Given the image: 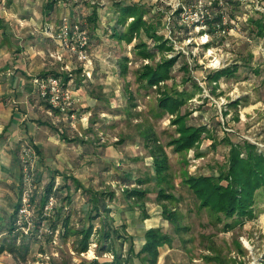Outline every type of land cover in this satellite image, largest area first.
Returning <instances> with one entry per match:
<instances>
[{
    "label": "rangeland",
    "instance_id": "374dc122",
    "mask_svg": "<svg viewBox=\"0 0 264 264\" xmlns=\"http://www.w3.org/2000/svg\"><path fill=\"white\" fill-rule=\"evenodd\" d=\"M60 1V13L63 12L59 17L67 15L71 22H86L87 15L92 11L96 13L99 57L93 56L90 47L87 49L91 65L96 63L94 67L97 68L98 76L91 88H86L88 91L92 89L93 92H89L98 99L93 101L94 106L90 111L89 106L75 105L76 112L74 110L75 114H72L74 121L69 115V120L65 119L66 123L63 122L64 125H73L70 128L63 127L60 113L53 119L57 127L55 130L59 132L62 129L66 137H75L78 140L77 144L73 140L57 144L55 149L61 155L59 160L52 155L46 158L44 153L41 154V150L39 154L32 142H26L33 147L37 155L34 174L36 208L38 197L42 195L51 176H55L59 186L63 184L61 174L72 172L79 179L89 183V187L93 189H107L115 193L114 200L109 205L110 217L112 216L117 225H124L123 233L130 237L123 242V255H127L130 242L133 244L134 253L138 252L143 244L144 233L155 228L168 234L171 239L169 245L160 249L157 264H264V195L257 194L252 216L237 224L233 222L234 225L229 228L225 223H230L231 220L217 215L207 207H201L185 184L188 176L213 175L216 167L223 168L231 144L249 143L264 150V37H249L245 29V19L248 16H260L264 19V0H237L240 3L237 9L232 10L235 18L231 20V10L223 5L224 28L213 33L208 32L204 24L184 25L180 16L175 14L178 9L176 5L192 9L191 6L195 4L208 5V0ZM118 1L127 4L141 3L148 11L144 18L154 25L157 34L163 35L172 45L173 50L164 51V55L170 56L178 52L182 54L174 66L172 79L168 80L166 85L193 93L181 107L180 113L188 115L186 121L189 125H204L211 131L209 137L202 136L197 149L176 153L171 147H165L172 184L171 193L176 197L167 207L176 214L177 226L182 228L179 230L165 218L164 204L157 200L158 186L153 179L152 160L142 141V132L147 127L157 134L163 145L177 133L170 122L172 116L158 111L155 87L147 89L137 82L138 71L149 63V60L134 54L132 46L135 40L130 44L123 40L117 44L109 36L111 28L116 25L114 6ZM71 3L79 5L76 12L71 11L72 8L75 9ZM88 27L91 28L90 25ZM141 38L150 43L142 33ZM206 44L208 45L205 46ZM56 46L57 50L60 49L58 53H69ZM114 47L117 51L113 55L111 51ZM123 54L128 57L125 75H121L120 67L115 62ZM159 56L160 54L156 59ZM74 60L72 55L73 63L63 75L68 76L69 80L72 79L73 87H77L78 82L84 78L79 74L82 72V66L81 70H78L79 65ZM183 62L188 64L189 74L180 68ZM235 64L237 69L233 76L220 78L217 82L207 80L206 76L210 71L232 67ZM102 74L103 81H100ZM189 77L190 80H186ZM193 81L201 90L192 87ZM85 83L86 81L82 85L85 86ZM99 83H103L100 86L102 89L98 86ZM87 94H83L84 101ZM129 97L132 99H128ZM89 102L92 101L86 100V104ZM95 109L97 115H90ZM43 118H46L44 114ZM46 121L52 123L49 118ZM79 137L83 139L82 142H79ZM20 146L21 143L18 144L17 155ZM125 177L132 183L136 179L146 181L142 186L147 190L142 208L124 197L122 180L126 179ZM67 183L71 185V180L68 179ZM128 185L131 187L134 184ZM81 191L71 190L72 202L69 207L75 226H78V216L86 209L85 197ZM64 195L65 192L61 198ZM59 201L63 202V199ZM94 224L99 227L98 220H95ZM42 233L49 235L43 231ZM54 239L49 240L40 235L39 240L31 245L26 261L4 251L0 253V264H80L92 260L111 261L113 258L111 253L100 251L96 237L92 238L85 252L74 250L73 236L65 240L59 237ZM117 244L119 242L114 243L115 249H119ZM133 264L147 263L133 257Z\"/></svg>",
    "mask_w": 264,
    "mask_h": 264
},
{
    "label": "trees",
    "instance_id": "16d2710c",
    "mask_svg": "<svg viewBox=\"0 0 264 264\" xmlns=\"http://www.w3.org/2000/svg\"><path fill=\"white\" fill-rule=\"evenodd\" d=\"M222 6L231 10L229 20L235 18L233 11L238 8L237 0H223ZM218 6L217 2H212L209 7V17L204 21L208 32L213 33L216 30L223 29V8ZM115 26L111 28L110 38L116 41H125L130 44L135 40L132 50L135 55L141 59L149 60V63L143 65L137 74V82L144 88L151 89L155 87L157 93L158 111L172 116L171 124L175 127L176 136L171 137L163 145L157 134L150 128L142 132L143 147L147 150L153 169V179L158 186L157 200L163 202V213L165 218L174 225L176 230L182 229L178 225V218L174 211L167 207V204L176 200L171 193L172 184L170 182L168 155L165 147H171L176 153L186 152L190 149H197L202 140V136H210L211 131L204 125L193 126L186 121L188 115L181 114V107L191 98L193 93L185 89L176 87H167L166 82L172 79L174 66L177 64L180 52L170 56L164 55V51L173 50L169 40L164 39L163 35L157 34L156 28L152 23L144 18L145 7L140 3H124L118 1L115 4ZM214 12H213V11ZM182 11L181 7L176 9L175 14L178 17ZM85 19V18H84ZM130 19V21H129ZM88 23V24H87ZM96 23V13L92 11L87 15L86 25L89 45L91 37L94 36ZM90 25L91 28L88 27ZM245 29L247 35L255 37H264V19L262 17L248 16L245 19ZM108 31V28H107ZM141 33L145 35L150 43L142 40ZM206 44L205 46H207ZM160 56L156 59V56ZM117 64L120 67L121 75L127 72L128 57L123 54L118 57ZM184 73L189 74V67L183 62L180 67ZM237 66L224 67L207 73V80L217 82L220 78H228L234 75ZM58 77V75H53ZM63 83L69 81L68 76L61 75ZM186 80H190V77ZM195 90H201L198 84L191 82ZM128 99H132L129 97ZM132 105V104H131ZM63 184L56 185L55 176H51L49 182L45 185L42 195L38 197V208H36V223L42 216L43 206L49 196H53L57 204L54 208L53 216L48 222V228L54 233L58 231L61 240L70 236L73 241L74 250L85 252L96 237L97 246L101 252H109L113 258L111 261L99 262L92 260L90 262H81L80 264H133V257H137L140 262L147 264H157L160 255V249L169 245L171 239L168 234L162 233L159 229L151 228L144 233L143 244L138 252L134 253L133 244L130 242L127 255H123L122 246L126 239H129L123 233V226L110 217L111 209L109 205L114 200L115 193L107 189L84 188L83 185L73 176L62 175ZM123 178L125 186L122 189L123 195L127 200L134 201L140 208L144 206V200L147 190L143 189L146 183L144 179H136L134 183L128 181V177ZM71 180V185L67 180ZM128 184H134L128 187ZM185 184L199 201L201 207H207L217 215H222L225 219L231 220L225 223V226L231 228L235 222L237 224L242 219L252 216L257 194L264 195V150L256 145L249 143L231 144L228 150L225 166L216 167L215 174L208 176L192 175L185 179ZM82 190L85 197L86 213L77 219L78 226H75L70 209L72 202L71 190ZM65 192L63 198L62 194ZM22 188H19V201L14 206L11 217L7 222L0 225V253L7 251L14 257L26 261L28 253L31 251V245L39 240L40 235L51 240L52 235H44L33 231L27 235L23 234L14 226V218L20 205ZM33 199L36 200L35 195ZM32 199V200H33ZM63 202H60L59 200ZM58 205V206H57ZM95 220L99 221V228L95 227ZM119 227V228H118ZM122 230V232L120 231ZM121 232V233H120ZM9 244H7V242ZM6 242V243H5ZM17 242V243H16ZM119 249H115L114 243ZM40 250V249H39Z\"/></svg>",
    "mask_w": 264,
    "mask_h": 264
},
{
    "label": "crops",
    "instance_id": "0c3cea01",
    "mask_svg": "<svg viewBox=\"0 0 264 264\" xmlns=\"http://www.w3.org/2000/svg\"><path fill=\"white\" fill-rule=\"evenodd\" d=\"M19 1L20 0H0L1 226L11 217L14 206L19 201L21 179L17 155L18 144L32 142L39 154L41 150V154L44 153L46 158L52 155L56 160H59L61 155L59 151L55 149L57 148V144L59 145V142L66 143V141L71 140L75 141L74 143L77 144L78 140H76L75 137L71 139L66 137L65 131L62 129L59 132L55 130L57 127L53 119L60 113L62 115L60 116V120H62L63 124L65 119L69 120V115L74 113L73 111L75 110L76 104H79L78 106L81 105V107L89 106L88 108L90 109L88 111H90L92 110V106H94L93 101L95 102L96 99H98V97L93 96L91 93L93 92L92 89L89 90L91 91L89 92L86 88V86L91 88V84H93L98 76V71H96L97 68L95 69L94 67L96 63L91 66L92 72L90 77L83 75L82 72L79 73L84 79L78 82L77 87L75 85V88L73 87L72 79L67 82L68 85H72L70 88L77 100L74 107L67 113L60 112L46 105V103L43 104V101L41 102V100L38 99L34 91L33 80L36 77L56 74L59 78H62L61 75H63V72L68 70V66L73 63L71 61L72 55L67 52L58 53L60 49L57 50L56 42L47 38L44 33L48 26L58 25L60 18L59 14L63 12L60 13L61 1L21 0L22 3H18ZM72 6H75V9L72 8L71 11L78 10L79 8V5L75 3L72 4ZM69 9L70 6L67 12H69ZM97 29L98 28L95 29L94 36L91 37L89 45L91 53L96 58L100 55ZM94 38H96L97 41ZM116 43L118 44L120 42L116 41ZM54 48L55 50H53ZM116 51L114 47L111 53L114 55ZM107 56H109V54ZM115 62L117 63V60ZM78 65V70H81V65L79 63ZM100 76L102 77L100 81H103L104 75L102 74ZM85 81V86H83L82 83ZM102 84L103 83H99L98 86L100 87ZM84 88H86L85 93L83 92ZM100 89H102V87H100ZM83 94H87L89 97L86 95V100L92 102L86 104ZM92 113H90V115H97L96 109ZM43 114L46 118H43ZM48 118L52 123L46 121ZM70 118L72 120L73 116H70ZM80 123L81 122H79V124ZM67 124L68 125L63 124V127L70 128V126H73L70 123ZM80 138L81 137H79V140L81 141L79 142H82L83 139ZM38 166V168H40V164H38ZM69 175L76 178L84 188L90 186L89 183L79 179L74 173L70 172L67 176ZM56 185L58 184L56 183ZM124 187L123 185V188ZM85 213L86 209L78 218H81ZM2 236L3 234L0 238H2Z\"/></svg>",
    "mask_w": 264,
    "mask_h": 264
},
{
    "label": "built area",
    "instance_id": "2783aa9c",
    "mask_svg": "<svg viewBox=\"0 0 264 264\" xmlns=\"http://www.w3.org/2000/svg\"><path fill=\"white\" fill-rule=\"evenodd\" d=\"M214 1L217 2L218 6H222V0H208V5L199 3L198 5L191 6L192 9L183 5H176V8L181 7L182 9L179 15L180 21L186 26L203 24L210 13L207 7ZM169 20L170 18L168 19L167 26H169ZM85 25L86 22L84 20L71 22L67 15H62L59 18L58 25L48 26L44 33L47 38L55 41L61 49H65L72 54L75 60L82 66L83 75L90 77L92 65L87 49L89 47V40L86 28L84 27ZM33 82L36 96L39 100L46 103V105L63 113H67L74 107L77 101L76 97H74L68 83H63L61 78L53 75H45L36 77ZM70 116L72 117L73 115ZM18 161L22 193L20 205L14 218V226L25 235L33 231H37L38 233H42L43 231L52 235V239L57 238L58 231L52 233L48 228V222L53 216L54 208L57 204L53 196L47 198L42 209L43 218L36 223L37 209L36 200L33 199V196L35 193L34 174L37 155L33 147L28 143L21 144ZM55 242L54 239L53 243Z\"/></svg>",
    "mask_w": 264,
    "mask_h": 264
}]
</instances>
